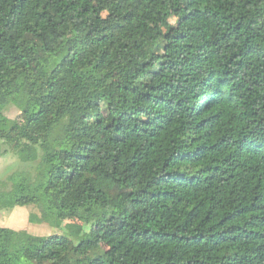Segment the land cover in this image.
Returning a JSON list of instances; mask_svg holds the SVG:
<instances>
[{
	"label": "trees",
	"instance_id": "1",
	"mask_svg": "<svg viewBox=\"0 0 264 264\" xmlns=\"http://www.w3.org/2000/svg\"><path fill=\"white\" fill-rule=\"evenodd\" d=\"M11 153L0 210L91 230L0 264H264V0H0Z\"/></svg>",
	"mask_w": 264,
	"mask_h": 264
},
{
	"label": "rangeland",
	"instance_id": "2",
	"mask_svg": "<svg viewBox=\"0 0 264 264\" xmlns=\"http://www.w3.org/2000/svg\"><path fill=\"white\" fill-rule=\"evenodd\" d=\"M172 22H176V18H172ZM116 78L123 82L124 72L116 74ZM7 115L11 118H17L20 115L19 110L10 105L7 107ZM22 163L14 154H7L0 157V181L5 180L6 177L15 170L23 168ZM30 209L26 206H12L8 210H0V226H7L15 229H26L29 232L36 235H49L53 233H59L69 236L75 240L78 232L90 231L89 226L82 227L80 222L76 219L67 218L66 216L61 217L57 222V226L53 227L50 224H33L29 220ZM96 232V231H95ZM106 249V246L102 245V250ZM98 260L99 256H95Z\"/></svg>",
	"mask_w": 264,
	"mask_h": 264
},
{
	"label": "crops",
	"instance_id": "3",
	"mask_svg": "<svg viewBox=\"0 0 264 264\" xmlns=\"http://www.w3.org/2000/svg\"><path fill=\"white\" fill-rule=\"evenodd\" d=\"M1 227V226H0Z\"/></svg>",
	"mask_w": 264,
	"mask_h": 264
}]
</instances>
